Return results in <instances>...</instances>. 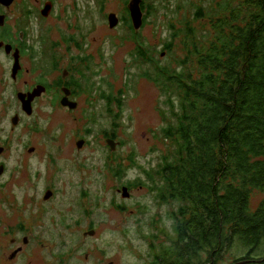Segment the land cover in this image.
Masks as SVG:
<instances>
[{"label":"rangeland","instance_id":"1","mask_svg":"<svg viewBox=\"0 0 264 264\" xmlns=\"http://www.w3.org/2000/svg\"><path fill=\"white\" fill-rule=\"evenodd\" d=\"M202 1L211 0H147V22L138 29L133 25L130 0H57L52 11L56 12L57 20L49 30L38 13L28 17L23 25H27L32 39L27 41L35 43L37 53L24 62L35 76L33 81L44 77L53 84L57 78L51 69L52 61L56 60L50 56L42 58L41 46L48 47L51 43H55L54 49L62 46L63 50L58 53L60 66L70 65L66 59L70 61L78 50L73 49V42L63 40V36L71 37L82 46L79 52L82 53V92L74 97L75 108L65 105L54 108L49 100L42 98L35 121L37 130L22 127L11 133L9 114L17 108L12 98L11 65L8 60L0 63V70L7 69L0 79V87L5 89L0 98L4 100L1 112L6 126L4 134L11 135L10 140L15 145V150L11 151L15 155H8L11 167L17 163L20 153L17 144L31 138L37 144L46 143L45 147H49L56 158L52 165L54 170L47 173L51 176L49 181L43 177L45 161L39 160L29 171L30 174L37 172L35 180L29 182L27 175L18 177V172H13V178L5 187L13 204L9 210L7 207L2 210L5 220L0 223V264H26L25 255L14 262L5 260L9 256L10 239L28 233L15 229L21 212L17 201L22 196L19 206L28 210L20 224L24 223L37 235L35 241L33 239L36 248L32 264H151L150 238L158 234L157 244L166 242L165 234L173 232L171 213L180 203L160 204L155 190L147 185L144 169L156 166L167 148L159 129L165 125L160 110L167 112L168 105L165 103L167 95L150 78L151 63L135 59L137 43L160 65L176 63V58L183 55L179 43L175 42L172 51L164 47L171 38L170 22L179 26L178 19L191 17L195 6ZM177 3L182 6L180 12H177ZM125 8L129 12H125ZM23 9V6H18V12L14 9L9 20L12 30ZM111 12L118 17L113 27L108 19ZM46 50L51 54L48 48ZM102 94L121 96L122 101L110 102ZM108 105L113 106V113H119L118 117L108 111ZM28 121L30 119H26ZM105 131L112 133L118 142L114 150L106 141ZM80 139L84 142L78 147ZM131 155L134 162L129 158ZM118 163L123 169L121 176L111 170ZM137 179L144 185L135 186L133 182ZM49 182L59 191L50 204L54 219L47 224L40 220L34 223L29 195L37 189L41 191ZM129 182L132 183L130 196L123 197L120 189ZM263 201L264 190H254L250 198L252 209ZM39 210L34 212L39 213ZM58 211H63V215ZM92 229L93 235L88 233ZM38 238L43 239L44 247L37 242ZM224 259L219 264L230 263L229 253Z\"/></svg>","mask_w":264,"mask_h":264},{"label":"trees","instance_id":"2","mask_svg":"<svg viewBox=\"0 0 264 264\" xmlns=\"http://www.w3.org/2000/svg\"><path fill=\"white\" fill-rule=\"evenodd\" d=\"M211 1L179 26L170 22L164 47L179 43L176 63L160 65L137 41L135 59L151 63L150 78L168 105L159 129L167 148L144 169L147 185L160 204L180 203L166 242L150 238L151 264H219L227 253L228 264H264V201L256 209L250 203L254 190H264V0ZM141 8L144 25L147 0ZM111 170L121 176V163ZM139 179L135 186L144 185Z\"/></svg>","mask_w":264,"mask_h":264},{"label":"flooded vegetation","instance_id":"3","mask_svg":"<svg viewBox=\"0 0 264 264\" xmlns=\"http://www.w3.org/2000/svg\"><path fill=\"white\" fill-rule=\"evenodd\" d=\"M18 6H23L24 9L23 12L18 13L20 19L19 21L17 19L15 30H12L9 26V20L14 9L18 12ZM56 6L57 0H12V2L8 4L0 2V20L2 19L3 21V23H0V63L8 60V63L11 65L10 81L13 84L12 98L15 100L17 105L14 112L9 114L11 133H15V131L22 127H25L30 131L37 130L35 121L38 117L37 109L40 106L39 102L42 98L45 97L49 100L50 104L55 108V105L63 106V100L67 101L68 99L69 101L77 102L74 97L77 93L82 92V53H79L82 50V46L74 40V38L70 37L66 39V37L63 36V40L73 42V49L76 48L78 50V54L76 53V56H72L70 61L66 59L67 64H70L66 67H61L60 65L62 63L58 61L60 59L58 53L63 50L62 46H57L54 49L53 46L55 43H51L48 47H40L42 58L50 56L52 59L56 60L52 61L51 67V69H53V71L57 74V78L53 84H50L44 77H41V79L36 78L33 81L35 76H33L34 74H30L31 68L25 66L24 60L34 58L37 50L36 47H34L35 43L33 41L30 44L28 43L29 41L27 40L31 39V33L27 25L23 24L32 14L34 15L35 13H38V17L42 23L45 22L46 30H49L51 25L54 24L53 22L57 20L56 17H54L56 12H52ZM3 33H5V35ZM13 36H15V38ZM7 46L10 47L8 48ZM46 48H48V51H50L51 54H48ZM16 58L18 59V68L14 74L13 68L15 62L17 61ZM6 72L7 69L5 71L0 70V79L2 77V73ZM75 86L77 88H75ZM34 89H37L40 94L34 96ZM4 90V88L0 87V97L1 92ZM3 102V98H0V223L5 220V213L2 212L4 207H7L9 210L11 207L10 205L13 204L10 193L5 191V187L11 178H13V172H18V177L19 175H27L28 181L32 182L36 179L37 172L35 171L30 174L29 171L33 169L35 161L42 160L41 163L45 161V175L43 177L49 181L51 176L47 173L52 169L54 170L52 165L56 161L55 156L50 153V148L45 147L46 143L37 144L31 138L22 141L21 144H17L20 145L18 149L20 153L17 155V163L11 167L8 155H15L14 152H11L12 150H15L13 149V146L15 145L10 140L11 135L5 136L4 134L6 126L3 125L1 114L4 108L2 104ZM24 104L27 107L29 105L31 108H27L26 111L24 109ZM65 106L69 107L68 105ZM13 117L17 120L16 125H13ZM26 119H30V121L26 122ZM108 137L113 138L111 135L106 136V138ZM19 183L21 182L19 181ZM126 186L129 191H131L130 186L128 184ZM58 194L59 191L56 189L53 182L47 183L41 191H38L37 189V191L30 193L29 198L32 199L31 221L35 223L37 220H40L44 224L51 222L54 219V214H50V204L52 200L58 196ZM22 197L18 198L17 201V209L21 210V212L20 217H17V227L15 229H19V232L28 233L12 237L10 239L11 244L8 248L10 250L9 256L5 260L9 259L11 262H14L21 256L25 255L27 257L25 263L32 264L34 256L33 251L36 248L33 246V242L35 241V237L37 235L33 232V230L30 232V229L25 226L24 223L20 224L23 219V214L28 210V208L24 209L19 206L21 201L20 199H22ZM38 208H40L39 213L34 212ZM57 213L62 216L64 212L58 211ZM37 242H40L41 247L46 245L43 242V239L38 238Z\"/></svg>","mask_w":264,"mask_h":264},{"label":"water","instance_id":"4","mask_svg":"<svg viewBox=\"0 0 264 264\" xmlns=\"http://www.w3.org/2000/svg\"><path fill=\"white\" fill-rule=\"evenodd\" d=\"M0 2L1 3H7L8 4V3H11L12 0H0ZM141 2H142V0H130V2H129V10L131 12V17H132L133 25H134V27L136 29L140 28L143 25V10L141 8ZM44 12H46V11H44ZM108 19H109V22H110V27L115 26L116 22L118 21V17H117V15H116L115 12H111L108 15ZM0 23H3L2 19L0 20ZM7 47L9 48L10 46H7ZM17 68H18V59H17V61L14 64V68H13L14 74L17 71ZM38 94H40V92L37 89H34V96L35 95H38ZM65 101L63 100L62 103L64 105H68L70 108H75L77 106V102H72V101H69L68 99H67L66 102ZM27 108L30 109L31 107L29 105L27 107L24 104V109L26 111H27ZM12 121H13V125H16L17 120L15 119V117H13V120ZM106 141H107V143L109 144V146L111 147L112 150H114L116 148V145L118 144V142L114 138L108 137V138H106ZM83 142H84L83 139L82 140H79L77 142V146L80 147ZM120 190L122 192V196L123 197H125V196L129 197L130 196V191H129V189H128L127 186H123ZM94 232L95 231L92 229L88 233L91 234V235H93ZM243 262H245V261H240V262L233 263V264H241Z\"/></svg>","mask_w":264,"mask_h":264}]
</instances>
